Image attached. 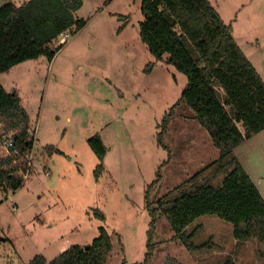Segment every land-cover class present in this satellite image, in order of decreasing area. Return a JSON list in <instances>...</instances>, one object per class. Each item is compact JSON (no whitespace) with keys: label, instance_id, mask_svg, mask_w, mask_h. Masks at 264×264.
<instances>
[{"label":"rangeland","instance_id":"obj_1","mask_svg":"<svg viewBox=\"0 0 264 264\" xmlns=\"http://www.w3.org/2000/svg\"><path fill=\"white\" fill-rule=\"evenodd\" d=\"M28 0H0V6ZM264 79V0H209ZM86 25L46 56L22 62L0 76L16 90L31 119L32 173L22 187L0 188V264L52 260L73 245H87L104 227L113 248L105 264H143L151 217L145 196L173 199L196 185L219 187L227 173L207 130L180 107L157 142L158 125L178 100L187 77L156 61L141 41V0H83L76 13ZM154 63L149 73L146 68ZM243 128V127H242ZM107 147L104 172L88 139ZM60 153L48 155L45 147ZM168 147L167 148H165ZM264 197V131L235 151ZM102 213L104 217L97 214ZM199 249L172 240L166 216L156 222L155 248L146 264H264L257 241H239L234 226L216 215L187 228Z\"/></svg>","mask_w":264,"mask_h":264},{"label":"trees","instance_id":"obj_2","mask_svg":"<svg viewBox=\"0 0 264 264\" xmlns=\"http://www.w3.org/2000/svg\"><path fill=\"white\" fill-rule=\"evenodd\" d=\"M82 5L83 0H28L0 6V76L41 56L51 61L64 44L54 46L59 36L64 32L73 35L86 25L76 15ZM141 12V41L156 61L167 55L166 63L187 77L180 97L158 125V144L163 145L176 111L188 107L219 149L221 168L228 170L221 186L198 184L170 200L152 198L148 188L145 206L151 221L143 264L153 255V234L161 216L168 218L174 231L172 240L196 250L205 245L196 246L194 233H187L186 228L201 216L216 215L233 224L237 240L257 241L256 255L264 260V197L234 154L245 141L264 131V79L237 43L232 25L209 0H141ZM153 64L147 66V73ZM32 131L18 92L7 91L0 82V188L5 193L22 187L32 173L30 158L36 141ZM9 140L13 146L4 155L3 144ZM88 144L99 160L94 171L98 181L107 147L99 134L92 135ZM45 152L61 151L49 145ZM87 245H73L52 260L38 255L29 264L107 262L113 244L104 227ZM223 264L236 262L227 258Z\"/></svg>","mask_w":264,"mask_h":264},{"label":"built area","instance_id":"obj_3","mask_svg":"<svg viewBox=\"0 0 264 264\" xmlns=\"http://www.w3.org/2000/svg\"><path fill=\"white\" fill-rule=\"evenodd\" d=\"M66 33H69V32H64L61 35H64ZM3 145H4V149H3L4 155H7L8 154L9 147L13 146L12 140H9L8 142H5V144H3Z\"/></svg>","mask_w":264,"mask_h":264},{"label":"crops","instance_id":"obj_4","mask_svg":"<svg viewBox=\"0 0 264 264\" xmlns=\"http://www.w3.org/2000/svg\"><path fill=\"white\" fill-rule=\"evenodd\" d=\"M236 262V261H235ZM236 264H237V262H236Z\"/></svg>","mask_w":264,"mask_h":264},{"label":"water","instance_id":"obj_5","mask_svg":"<svg viewBox=\"0 0 264 264\" xmlns=\"http://www.w3.org/2000/svg\"><path fill=\"white\" fill-rule=\"evenodd\" d=\"M88 246V245H87Z\"/></svg>","mask_w":264,"mask_h":264}]
</instances>
